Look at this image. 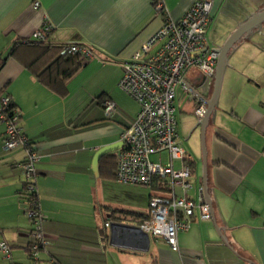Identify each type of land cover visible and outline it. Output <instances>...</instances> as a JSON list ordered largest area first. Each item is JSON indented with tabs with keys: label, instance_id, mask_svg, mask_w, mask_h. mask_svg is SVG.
I'll list each match as a JSON object with an SVG mask.
<instances>
[{
	"label": "crops",
	"instance_id": "crops-1",
	"mask_svg": "<svg viewBox=\"0 0 264 264\" xmlns=\"http://www.w3.org/2000/svg\"><path fill=\"white\" fill-rule=\"evenodd\" d=\"M162 1L169 18L179 20L197 0ZM212 1L208 47L220 49L237 34L215 107L207 119L195 115L200 101L209 108L215 91V78L204 82L195 69L178 86L174 103L192 170L187 197L198 201L203 187L212 217L202 220L196 211L175 252L139 230L154 188L115 180L107 162L117 161L120 151L101 159L99 175L92 169L96 152L121 143L139 111L119 83L125 63L165 21L155 0H0V93L19 110L23 133L40 156L37 186L50 243L41 264H264V0ZM45 19L53 26L51 44H75L94 54L69 80L65 97L26 68L28 53L10 55L13 44L33 38ZM107 99L116 103L111 116L104 110ZM5 129L0 122V241L11 245L13 264H32L33 223L21 195L26 153L5 150ZM159 157L171 163L167 152L152 160ZM182 165L174 161L176 169ZM0 264H11L2 252Z\"/></svg>",
	"mask_w": 264,
	"mask_h": 264
},
{
	"label": "built area",
	"instance_id": "built-area-1",
	"mask_svg": "<svg viewBox=\"0 0 264 264\" xmlns=\"http://www.w3.org/2000/svg\"><path fill=\"white\" fill-rule=\"evenodd\" d=\"M33 7L46 17L39 2ZM212 0H197L179 20H171L162 0H157L156 12L164 17L162 27L148 39L124 65V73L119 83L122 91L129 94L139 105L134 123L122 134L123 148L117 157L115 180L126 185L153 188L149 201V214L139 226L143 233L156 240L165 241L173 251L180 250L178 236L187 231L191 219L199 212L200 219H211V207L204 199V188H199L198 201L187 197L192 189L191 167L186 163L187 151L179 142L177 132L176 109L174 106L178 86L184 84L189 70H197L204 82L214 78L219 59L217 49L207 45V33L212 21ZM53 30L45 19L43 26L33 39L43 41ZM81 53L91 60L93 51L87 47L66 44L61 49V56ZM187 90V87H185ZM192 99L198 96L192 93ZM8 96L0 93V122L5 124L4 148L12 151L24 149L26 158L20 165L25 177L24 204L29 219L33 223L32 247L35 261L40 253L50 245L43 234V216L40 210L37 186V168L40 160L35 146L23 133L20 125V112ZM107 116L113 115L116 103L107 99L104 102ZM206 104L200 101L195 110L198 119L204 117ZM167 152L170 164L165 165L159 157H152ZM181 160L180 169L174 167V161ZM176 189L183 195L178 196ZM109 227L110 223H106ZM0 252L9 261L12 260L11 248L6 241H0ZM51 264H58L52 262Z\"/></svg>",
	"mask_w": 264,
	"mask_h": 264
},
{
	"label": "trees",
	"instance_id": "trees-1",
	"mask_svg": "<svg viewBox=\"0 0 264 264\" xmlns=\"http://www.w3.org/2000/svg\"><path fill=\"white\" fill-rule=\"evenodd\" d=\"M156 3L157 0H155L154 5H156ZM46 39L43 41H36L33 38L18 40L13 44L10 55H14L20 51L28 53V57L24 63L26 68L31 73H33V75H35L37 80L42 85L59 94L61 97H65L67 95V84L69 80L72 79L84 67V65L87 64L89 60L85 59L81 53L72 54L69 56H61V49L66 44L60 46L53 45ZM3 64L4 60L0 62V69ZM14 106L15 105L12 104L11 108H14ZM104 159L106 158H103V160ZM107 163H110V166L115 167L116 173L117 161L110 159ZM155 186L157 187V185ZM155 186L153 187L154 189L156 188ZM24 191L25 186L21 194L23 202L25 201L23 197ZM36 242L37 241H35L33 238L29 245L28 253L32 264H41L40 258L38 261H35L32 255V247L34 244H36ZM9 246L12 251L10 244ZM51 261L54 262V260ZM10 263L13 264L12 260Z\"/></svg>",
	"mask_w": 264,
	"mask_h": 264
},
{
	"label": "water",
	"instance_id": "water-1",
	"mask_svg": "<svg viewBox=\"0 0 264 264\" xmlns=\"http://www.w3.org/2000/svg\"><path fill=\"white\" fill-rule=\"evenodd\" d=\"M236 37H237V34H235L232 37V39L229 40L224 47L217 49V52L219 53V59H218L215 77H214L215 78V91H214L213 99H212L211 103L208 104L209 108H206L204 117L199 119V120H202L204 118L207 119V117H209V115L211 114L212 110L215 107V102L217 100V97L219 95V90L221 87V80L223 77V73H224V70L227 66V57L226 56H227L229 49L231 48L232 43L235 41ZM123 146H124V142L121 141V143H119L118 145H116V144L115 145H109V146H106V147L99 149L93 158L92 169H93L94 173L96 175H99V164H100L101 159L105 155L120 151L123 148ZM211 217H212V209H211ZM144 235L149 239V234L144 233Z\"/></svg>",
	"mask_w": 264,
	"mask_h": 264
},
{
	"label": "bare ground",
	"instance_id": "bare-ground-1",
	"mask_svg": "<svg viewBox=\"0 0 264 264\" xmlns=\"http://www.w3.org/2000/svg\"><path fill=\"white\" fill-rule=\"evenodd\" d=\"M47 40V39H46Z\"/></svg>",
	"mask_w": 264,
	"mask_h": 264
},
{
	"label": "rangeland",
	"instance_id": "rangeland-1",
	"mask_svg": "<svg viewBox=\"0 0 264 264\" xmlns=\"http://www.w3.org/2000/svg\"><path fill=\"white\" fill-rule=\"evenodd\" d=\"M10 262V261H9Z\"/></svg>",
	"mask_w": 264,
	"mask_h": 264
}]
</instances>
